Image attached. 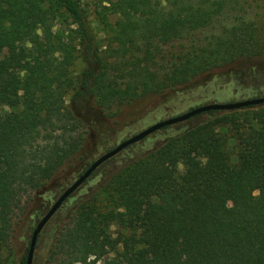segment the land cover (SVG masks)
<instances>
[{
    "label": "trees",
    "instance_id": "trees-1",
    "mask_svg": "<svg viewBox=\"0 0 264 264\" xmlns=\"http://www.w3.org/2000/svg\"><path fill=\"white\" fill-rule=\"evenodd\" d=\"M240 3L97 0V34L81 0H0V249L17 212L56 198L124 109L231 71L264 83V19ZM162 129L65 200L44 264H264V103Z\"/></svg>",
    "mask_w": 264,
    "mask_h": 264
},
{
    "label": "rangeland",
    "instance_id": "rangeland-1",
    "mask_svg": "<svg viewBox=\"0 0 264 264\" xmlns=\"http://www.w3.org/2000/svg\"><path fill=\"white\" fill-rule=\"evenodd\" d=\"M240 2L242 8L236 7L235 9H240L239 13H244L246 18L255 21L264 19V0H240ZM81 3L92 20L98 34L99 27L95 15L97 0H81ZM80 67L81 65L78 64L75 69L78 70ZM262 95H264V83L257 86L239 71L215 75L198 84L176 90L171 94L163 96L141 114L136 113L134 115L131 108L124 109L122 116L116 123H107L105 128L100 129L98 134L95 135L94 147L89 159L92 161L121 140L140 131L148 125L165 118L179 115L197 106L208 103L234 102ZM7 109V106L0 107V113ZM165 132L164 129L157 130L137 143H143L146 147H153L163 139ZM72 175L68 180L69 183L72 182L78 174ZM100 178V171H95L94 174L72 193L68 202H72L90 192ZM46 198L47 197H43L40 200L29 203L24 212H17L14 216L9 246L0 249V264H15L19 256L25 252L33 228L55 199ZM223 205L230 207L232 203L227 200L223 202ZM53 216H56V214ZM48 230L49 224L47 223L37 240L33 262L36 256L41 264L45 262L46 251L52 240V235ZM95 264L99 263L97 262Z\"/></svg>",
    "mask_w": 264,
    "mask_h": 264
},
{
    "label": "water",
    "instance_id": "water-1",
    "mask_svg": "<svg viewBox=\"0 0 264 264\" xmlns=\"http://www.w3.org/2000/svg\"><path fill=\"white\" fill-rule=\"evenodd\" d=\"M264 103V95L251 97L239 101L234 102H226V103H208L204 105L197 106L188 111H185L179 115L172 116L169 118H165L158 122H155L151 125L146 126L140 131L126 137L121 140L95 159H93L88 166H86L82 172L72 181L70 182L53 200L49 208L44 212L41 218L37 221L35 227L33 228L30 240L28 244V251L26 255V264L33 263V255L35 252V247L37 243L38 236L47 222L53 217V215L58 211V209L62 206L65 200L79 187L81 186L91 175L92 173L105 161L111 159L119 152L127 148L128 146L135 144L145 137L150 135L151 133L160 130L166 126L174 125L177 123H181L189 118L201 114L203 112L214 111V110H233L239 109L248 106H255Z\"/></svg>",
    "mask_w": 264,
    "mask_h": 264
},
{
    "label": "flooded vegetation",
    "instance_id": "flooded-vegetation-1",
    "mask_svg": "<svg viewBox=\"0 0 264 264\" xmlns=\"http://www.w3.org/2000/svg\"><path fill=\"white\" fill-rule=\"evenodd\" d=\"M90 162H91V161H90ZM84 168H85V167H84ZM81 172H82V171H81ZM81 172H80V173H81ZM94 172H95V171H94ZM80 173H79V174H80ZM79 174H78V175H79ZM92 174H93V173H92ZM78 175H77V176H78ZM67 185H68V184H67ZM67 185H66V186H67Z\"/></svg>",
    "mask_w": 264,
    "mask_h": 264
}]
</instances>
